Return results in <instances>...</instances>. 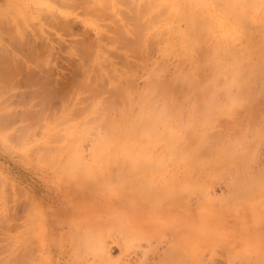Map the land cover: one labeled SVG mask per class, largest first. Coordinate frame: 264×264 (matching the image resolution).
<instances>
[{
  "label": "rangeland",
  "instance_id": "obj_1",
  "mask_svg": "<svg viewBox=\"0 0 264 264\" xmlns=\"http://www.w3.org/2000/svg\"><path fill=\"white\" fill-rule=\"evenodd\" d=\"M118 1L96 0L95 13V0H0V13H6L0 19V264H264V185L240 196L232 187L234 174L223 171V176L205 175L208 185L203 189H183L182 200L158 198L161 191L137 183L130 192L133 197L124 201L112 188L100 184L97 175L86 179L83 165L90 159L95 135L102 131L101 125H96L100 131L92 127L102 111L97 109V116L90 105L105 102L110 91L107 77L100 81L101 87L98 84L100 88L96 86L99 90L82 87V67L94 59L97 50L104 51L108 60H101L102 70L109 75L115 65L121 70L122 83L131 75L139 90L145 83L146 66L158 57L155 49L140 59L134 56L132 60L141 65L133 60L130 69L121 55V42L114 43L115 50L104 49L102 43L112 42L107 34V39L103 35L96 45L99 36L93 26L85 25L84 17L99 16L98 22L105 29L106 23H111L106 8L111 14L125 15L136 7L133 13H140L147 0H127L130 6L125 0L123 6ZM105 3L110 4L105 8L108 19L105 13L102 16L101 5L108 6ZM141 59L145 61L141 63ZM104 64L110 66L108 71ZM66 104L70 105L67 112ZM220 121L213 125L214 132L228 128L223 129L226 122ZM69 125L76 126L71 135L64 132ZM262 144L256 150L255 163H251L254 172L264 158V141ZM146 150L139 147L141 154ZM169 166H174L171 161ZM159 180L156 175L154 181ZM79 181H83L82 187ZM127 208L172 220L177 232L171 236L166 232L165 240H156L102 227L103 216Z\"/></svg>",
  "mask_w": 264,
  "mask_h": 264
},
{
  "label": "bare ground",
  "instance_id": "obj_2",
  "mask_svg": "<svg viewBox=\"0 0 264 264\" xmlns=\"http://www.w3.org/2000/svg\"><path fill=\"white\" fill-rule=\"evenodd\" d=\"M125 1L121 0L122 6ZM128 1L126 5L130 4H127ZM156 1L147 0L142 4L143 10L137 9L142 13H133L136 7L132 6L134 10L126 13L129 15H122V12L111 14L106 8H110L109 0V3H105L108 6L101 5L104 8L103 14L100 13L103 17L105 13L107 19L105 8L110 13L111 18L108 20L111 23H108L109 26L106 23L107 29L98 22L99 16H95L96 0L92 3L95 8L88 3L91 10L94 8L95 17L86 16L82 21L94 27L99 36L97 46L103 35L106 39L107 36L112 39L111 45L101 44L106 50L113 49L115 44L121 42L123 46L119 45L124 48L120 52L124 61L130 64L127 65L130 69L134 56L141 58L149 50L155 49L158 57L151 64L144 65L146 78L139 90L134 87L131 75L129 80L127 78L122 83L121 70L115 69V65H112L109 75L107 73L110 72L102 70L101 60H108L104 51L97 50L94 59L88 60L82 67V87L84 84L94 90L98 84L101 87L102 80L107 77V91H110V95L106 93L109 98H105V102L97 100L90 105L91 110L102 111L100 116L97 115L99 112L95 113L99 123L91 124L92 127L101 125L102 131L101 127L99 129L96 126L100 133L98 130V133L94 132L97 135L94 136L90 159L83 165L86 179H94L91 177L97 175L100 184L112 188L120 199L125 198H122L124 201L133 197L130 192L135 190L137 183L161 191L158 198L182 200L183 189H203L208 185L206 183L205 186V175L215 174L213 177H218L225 175V171L231 176L234 174L231 182L233 189L239 192L237 194L246 196L249 191L264 185V158L256 167V172L251 170L256 150L264 141V0H160L159 5L154 6ZM78 4L76 6H80ZM101 6L98 7L99 12L102 11ZM4 13L0 15L5 16ZM15 13L13 16L17 17ZM2 15L1 20L4 18H1ZM88 48L94 53L90 50L91 45ZM169 59L172 60L171 67ZM108 68L110 66L106 68L107 71ZM69 106L64 105L65 112L70 110ZM86 120L90 121V118ZM219 120L226 122L223 129L228 128L220 132L218 128V132H214L212 127ZM74 128L76 126L69 125L64 132L71 135ZM88 128L89 125L85 127ZM46 141L50 143L48 139ZM139 147L147 150L141 154ZM76 153L83 159L80 151ZM170 161L174 166H169ZM179 168H182L183 175L179 173ZM156 175L159 182L154 181ZM82 182H78L80 187ZM170 222L172 220L162 218L159 214L149 215L127 208L103 216L102 227L117 228L129 236L158 240L166 239V232L170 236L177 232Z\"/></svg>",
  "mask_w": 264,
  "mask_h": 264
}]
</instances>
